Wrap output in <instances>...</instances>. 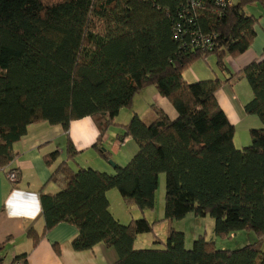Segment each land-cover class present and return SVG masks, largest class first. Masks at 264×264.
Wrapping results in <instances>:
<instances>
[{
  "label": "trees",
  "instance_id": "obj_1",
  "mask_svg": "<svg viewBox=\"0 0 264 264\" xmlns=\"http://www.w3.org/2000/svg\"><path fill=\"white\" fill-rule=\"evenodd\" d=\"M254 4L264 11V0H0V166L28 127L43 121L67 131L90 117L99 132L95 149L112 125L137 146L111 171L73 170L67 159L78 151L67 138V159L49 177L58 190L40 193L43 233L72 224L75 251L103 243L115 250L114 264H264V128L251 129L250 143L237 148L216 99L223 85L245 80L251 98L243 110L264 124V52L237 71L225 64L256 36L260 16L244 10ZM209 55L223 75L188 82L185 69ZM147 86L169 100L175 117L152 104L151 116L132 112L119 124ZM57 157L54 150L43 159L51 166ZM160 174L163 220L208 216L214 236L251 231L256 241L221 249L199 235L186 248L184 233L170 226L165 241L154 242L161 248H136L137 235L151 232L155 220L120 222L107 192L117 189L142 213L153 210Z\"/></svg>",
  "mask_w": 264,
  "mask_h": 264
},
{
  "label": "crops",
  "instance_id": "obj_2",
  "mask_svg": "<svg viewBox=\"0 0 264 264\" xmlns=\"http://www.w3.org/2000/svg\"><path fill=\"white\" fill-rule=\"evenodd\" d=\"M258 14L260 17L255 26L256 36L251 46L243 54L231 58L232 69L229 68V71H237L245 67L264 52V11L259 8ZM239 84L244 86V94L238 92L236 87ZM247 84L242 79L232 86L223 85L216 94L219 106L235 128L234 144L237 148H243L250 143L251 129L264 128V124L257 117L247 115L243 110V105L251 98ZM151 87L147 86L140 90V92L144 91L141 104L136 105L133 98L131 109L120 112L119 115L125 117V123L128 122L127 119L132 112L142 117L147 113L151 116L149 111L152 104L161 108L170 118L175 117V110L169 100ZM235 92L244 96L237 98ZM117 122L121 125L125 124L122 119ZM122 132L123 129H117L113 133L111 150L105 145L110 135L103 136L100 148L96 150L108 155H101L100 161L93 162L91 158L78 161V154L73 159H67L65 145L68 138L77 151L93 149L99 132L92 118L84 117L72 121L67 131L60 125H51L44 121L28 127L26 134L12 146L14 154L12 160L0 166V264H10L23 257L27 264H114L116 262L115 250L103 243H98L89 250L75 251L71 241L76 236L77 229L72 224L60 223L49 232L43 233L44 220L41 214L40 193L58 190L57 185L50 181L49 177L57 164L63 160L67 159L68 165L73 170L79 167H91L101 171H111L114 164H125L136 152L137 146L130 136L119 139L117 135ZM130 141L134 142V147L128 150ZM54 150L58 151V157L51 166H48L43 156ZM10 170L16 172L14 181L7 177V172ZM107 197L109 200V191ZM109 209L117 219L123 221L122 211L113 209L110 200ZM29 232H33L37 238L36 242ZM134 245L141 247L139 246L141 244L137 245L136 239Z\"/></svg>",
  "mask_w": 264,
  "mask_h": 264
},
{
  "label": "rangeland",
  "instance_id": "obj_3",
  "mask_svg": "<svg viewBox=\"0 0 264 264\" xmlns=\"http://www.w3.org/2000/svg\"><path fill=\"white\" fill-rule=\"evenodd\" d=\"M259 8H261L259 5L254 4V5L246 6L244 10L246 11V13L252 14L255 18H258ZM230 61H231L230 57L225 58V64L227 63L228 68L232 69V64L230 63ZM233 71L234 70H232V72ZM222 73L223 72L221 68H219L216 64L215 56L209 55L206 61H204L203 59H199L195 61L191 66H189L187 69H185L183 73V77L188 82H194V81L196 82L198 80H205V79L213 78L215 74L217 76H222L223 75ZM245 83L247 82L245 81ZM236 88L238 89L239 93L244 94V91H243L244 86L242 84H239ZM234 94L237 98H242L244 96V95H239L237 92H235ZM143 95H144V91H141V92L139 91L134 96V102L136 105L141 104L143 102L142 101ZM124 118H125L124 115L123 116L119 115V119H122L123 123H125ZM129 118L127 119L128 121H129ZM119 119H117V121ZM145 120L148 121L149 119H145ZM117 129L121 130L122 127L120 125L119 126L112 125L109 131L105 133L107 137L110 135V139H108L107 143L105 144L106 146H109L110 150H111V144L113 143L112 142L113 133ZM133 143L134 142L130 141V143L127 146L128 150L131 147L133 149L134 147ZM102 148L104 149L103 146ZM100 153L101 152L96 150L94 147L93 149L89 148L88 150H85V151H78L77 160L82 161V160H85L86 158L88 159L91 158L93 162H97L98 160L100 161V158L102 157ZM164 184H165V175L160 174L158 178V187L155 191L154 208L153 210H145L144 213L140 212L139 210L135 208H131L130 205L126 204L125 201L121 198L117 189L109 190L110 204L113 209L114 208L116 210L120 209L122 211V216L124 217V219L122 220L124 221L125 224L129 223L130 220L132 219L135 220L138 218H147L149 222H152L153 220L156 219L153 225V230L151 232L137 235L136 242H137V245L141 244L139 245L141 247H136V248H158L159 246H161L160 243H154V242L165 241L167 237L168 229L170 226L184 233V242H185L186 248H191L193 240L197 238L199 235H204L206 240H212L214 242V246L216 248H221V249H236V248H240L246 244H250L256 241V236L254 232H251V231H237L234 233L235 235L232 234L231 237L228 236V237L221 238V237L214 236L213 234L214 220L208 216L197 217L194 214H187L185 217L181 219H173L171 223L169 224L168 220H163Z\"/></svg>",
  "mask_w": 264,
  "mask_h": 264
},
{
  "label": "built area",
  "instance_id": "obj_4",
  "mask_svg": "<svg viewBox=\"0 0 264 264\" xmlns=\"http://www.w3.org/2000/svg\"><path fill=\"white\" fill-rule=\"evenodd\" d=\"M228 4H230V1H228ZM7 177L10 179V180H12V181H14L16 178V174H15V172L14 171H8L7 172ZM10 264H27L26 263V260H25V258H22V259H19V260H14L12 263H10Z\"/></svg>",
  "mask_w": 264,
  "mask_h": 264
},
{
  "label": "water",
  "instance_id": "obj_5",
  "mask_svg": "<svg viewBox=\"0 0 264 264\" xmlns=\"http://www.w3.org/2000/svg\"><path fill=\"white\" fill-rule=\"evenodd\" d=\"M111 163V162H110ZM113 165V164H112Z\"/></svg>",
  "mask_w": 264,
  "mask_h": 264
}]
</instances>
